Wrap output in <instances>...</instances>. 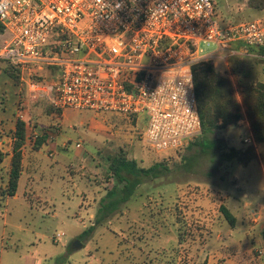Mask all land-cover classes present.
I'll return each instance as SVG.
<instances>
[{"label":"rangeland","instance_id":"obj_1","mask_svg":"<svg viewBox=\"0 0 264 264\" xmlns=\"http://www.w3.org/2000/svg\"><path fill=\"white\" fill-rule=\"evenodd\" d=\"M247 1L214 0L221 25L264 18V10L248 7ZM5 68L0 62V136L9 141L0 149L11 151L17 118L27 121L32 138L58 134L55 142H69L71 149H59L50 156L48 147L35 151L31 144L26 146L32 177L21 178L15 197L1 193L6 176L0 173V264H185L184 249L178 245L189 228L185 224L196 216L189 215L190 205H185L186 194L180 188L208 196L217 208L240 179L244 190H264L258 162L260 157L264 163V144L253 146L257 157L243 165L245 170L228 154L233 148L246 150L252 145L243 143L231 129L208 135L218 143L213 151L207 138L200 136L188 147L159 154L144 139L146 114L74 108L49 112L48 104H34L28 88L17 85ZM262 80L264 61L256 60L251 81ZM76 148L80 149L76 152ZM119 154L136 160L139 167L162 165L142 178L143 184L128 202L106 214L101 207L117 182L109 170V158ZM173 222L180 227L178 241L173 240ZM197 229L193 223L192 230ZM59 233L64 235L56 241Z\"/></svg>","mask_w":264,"mask_h":264},{"label":"built area","instance_id":"obj_2","mask_svg":"<svg viewBox=\"0 0 264 264\" xmlns=\"http://www.w3.org/2000/svg\"><path fill=\"white\" fill-rule=\"evenodd\" d=\"M263 47L264 18L222 26L214 0H0V62L20 85L58 110L146 114L159 154L202 135L193 65Z\"/></svg>","mask_w":264,"mask_h":264},{"label":"trees","instance_id":"obj_3","mask_svg":"<svg viewBox=\"0 0 264 264\" xmlns=\"http://www.w3.org/2000/svg\"><path fill=\"white\" fill-rule=\"evenodd\" d=\"M247 4L250 8L264 10V0H248ZM253 51L260 57H235L231 60L233 80L219 72L211 61H200L193 65V76L202 121V137L236 125L243 116L242 106H244L255 141L258 144H264V80L251 81L254 62L256 60L264 61V47L253 49ZM5 72L17 85L21 83L19 71L11 65H6ZM47 107L49 112L58 111L50 103ZM13 138L9 180L7 187L1 190L3 195L9 197H14L18 192L24 170V149L26 146L30 147L31 144L34 150H41L47 141V135L38 134L35 137L34 134L32 138L28 134L27 121L17 118ZM195 143L197 144V141ZM212 146L210 151L217 147L216 144ZM6 155L0 149V166ZM256 157L257 153L254 147L246 150L233 148L228 154L230 160L236 159L244 166ZM161 165L156 164L150 168L139 167L136 160L127 159L125 154L109 158V170L117 182L107 193L106 199L109 200L104 202L105 205L101 207L102 212L110 214L119 209L121 204L126 203L134 196L140 176L157 171ZM221 211L229 225L234 228L236 218L233 214L225 206L221 207Z\"/></svg>","mask_w":264,"mask_h":264},{"label":"crops","instance_id":"obj_4","mask_svg":"<svg viewBox=\"0 0 264 264\" xmlns=\"http://www.w3.org/2000/svg\"><path fill=\"white\" fill-rule=\"evenodd\" d=\"M212 62L219 72L233 80L231 75V64L230 68H227L220 61ZM30 99L34 102V104L39 101H44L45 104H49L43 96L35 97L31 94ZM242 115L241 120L236 125L224 130H217L215 133L226 131L228 129L234 130L239 135L240 140H243V143H245L244 140L247 138L252 139L253 143L248 145L255 147L258 143L255 141L251 132L246 108L244 106H242ZM134 118H137V120L139 119L138 117ZM14 130L15 127L13 128V132ZM243 132H247L249 134L243 137ZM215 133L208 135H214ZM57 137L58 134H56L55 137H52L49 132L47 141L42 147V149L44 147L51 149L50 156L51 154L54 155L57 153L59 149H71L69 142H55ZM202 138L203 137L201 136V139ZM207 140L211 145L218 144L216 139H211L209 137ZM8 141L9 140H7L6 137L0 136V148L8 143ZM12 142L14 143L13 136L10 137V145ZM12 147L10 146L11 151H9V153H6L1 149L7 154L3 164L0 166V173L3 176H6L5 188L8 184L9 172L11 169V159L13 154ZM78 149L80 148H76L75 151L77 152ZM26 152L27 151L25 149L23 160L24 170L21 178L26 177L27 179H31L32 169L30 168L32 167H30V165L26 162ZM30 157L31 156H29V158ZM7 161L8 164L6 166L5 164ZM258 162L261 165L262 173H264V163L260 157H258ZM240 169L245 170L241 164ZM3 171L6 174H3ZM150 174H142L140 176V182L137 185L136 191L140 188L141 184H143L142 178L147 177ZM154 176L155 175L153 174V179ZM241 182L242 180L240 179L239 183L235 185L231 191H228L224 195V201L221 203L220 208H217V204L211 205L209 203L208 196H203V194L197 195L196 193H193L197 191H194L192 188L188 189V191H183L179 187L180 190L186 194V197L184 198V201H186L185 205H187V203L190 205V212H188L189 215L196 216L194 222L188 220L189 224H185L186 228L187 226L189 228L187 231L185 229L186 233L183 241H181L178 245V247L184 249L183 252H181V259H183L182 261L185 264H264V190L257 187H250L247 190H244ZM90 186L92 187L93 185ZM203 191L204 190H201L200 193ZM222 206H225L236 218V225L234 228L229 225L227 220L219 212L221 211ZM193 223L194 226H199V229H197L196 232L192 230ZM171 226L175 234L173 240L178 241L180 238H178L179 236H177V234L178 232L180 233V231H178L180 227L177 222H173ZM227 226L231 227V231L227 230ZM160 260L161 258H159L158 261ZM158 263L162 264L160 262Z\"/></svg>","mask_w":264,"mask_h":264}]
</instances>
